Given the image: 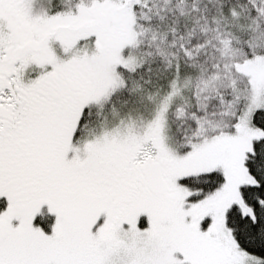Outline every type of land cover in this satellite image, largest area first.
<instances>
[{"label": "snow or ice", "instance_id": "6c2138e0", "mask_svg": "<svg viewBox=\"0 0 264 264\" xmlns=\"http://www.w3.org/2000/svg\"><path fill=\"white\" fill-rule=\"evenodd\" d=\"M0 264H264V0H0Z\"/></svg>", "mask_w": 264, "mask_h": 264}]
</instances>
